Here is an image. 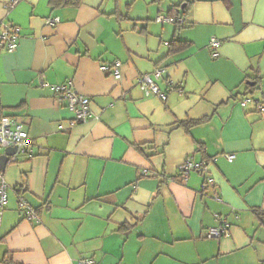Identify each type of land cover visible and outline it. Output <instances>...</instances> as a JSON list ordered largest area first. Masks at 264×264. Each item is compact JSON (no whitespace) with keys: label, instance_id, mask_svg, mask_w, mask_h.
Instances as JSON below:
<instances>
[{"label":"crops","instance_id":"obj_1","mask_svg":"<svg viewBox=\"0 0 264 264\" xmlns=\"http://www.w3.org/2000/svg\"><path fill=\"white\" fill-rule=\"evenodd\" d=\"M8 1L0 30L19 37L0 49V117L32 156L3 170L0 264H264V0ZM115 60L119 79L100 70ZM158 68L164 101L137 83ZM69 81L94 116L73 127L45 86ZM188 158L206 170L183 176ZM217 216L228 234L208 239Z\"/></svg>","mask_w":264,"mask_h":264},{"label":"built area","instance_id":"obj_2","mask_svg":"<svg viewBox=\"0 0 264 264\" xmlns=\"http://www.w3.org/2000/svg\"><path fill=\"white\" fill-rule=\"evenodd\" d=\"M20 0H9L5 5V8L10 9L14 7ZM58 18L46 20V24L49 26H54L58 23ZM159 23H173L181 24V19L175 16H162L159 15L156 18ZM19 37V28L8 27L0 30V49L6 52H13L16 48V42ZM210 56L212 59L218 57L217 49L220 42L212 37L209 42ZM121 63L118 60L113 61L110 64H102L100 70L104 72H109L115 79L120 78V68ZM165 70L163 68H158L154 70L151 74H144L137 78V83L139 86L147 93L156 96L160 100L164 101L166 99V94L161 92L157 81L162 78ZM46 87L56 95L57 103H63L64 106L72 113L73 117L69 121V126L86 123L91 118L93 114L90 110V101L87 97L79 94L71 81L59 84L51 85L46 84ZM249 100L245 99L240 101L241 106H244ZM256 108L264 113V103H256ZM8 148H15V153L8 156L7 164L17 163L19 156H32V142L25 131L23 126L16 121L12 116L0 117V157L5 155V151ZM228 161H232L234 155L225 156ZM207 168L206 162H196L191 158L185 160V162L179 167V172L183 176H186L191 171L203 172ZM209 184H212V180H208ZM8 203V186L3 177V171L0 167V226L2 222V216L4 209ZM17 206L18 209L23 213L26 220H34L39 222L35 209L29 205L26 200L20 195L19 190L17 191ZM217 224L215 226L207 228L205 232V237L208 239H219L222 236L228 234V223L225 219L221 217H216ZM80 264H94L90 259H83Z\"/></svg>","mask_w":264,"mask_h":264},{"label":"water","instance_id":"obj_3","mask_svg":"<svg viewBox=\"0 0 264 264\" xmlns=\"http://www.w3.org/2000/svg\"><path fill=\"white\" fill-rule=\"evenodd\" d=\"M249 85H253V84L250 83ZM14 153H15V148H8L5 151V155L0 157V167H1L2 171L6 167V162L8 160V156L13 155Z\"/></svg>","mask_w":264,"mask_h":264},{"label":"rangeland","instance_id":"obj_4","mask_svg":"<svg viewBox=\"0 0 264 264\" xmlns=\"http://www.w3.org/2000/svg\"><path fill=\"white\" fill-rule=\"evenodd\" d=\"M157 16H159V15H157ZM157 16H156V17H157ZM13 167H15V165H13V164H11V165H7V170L9 171V170H11ZM3 177H4L5 182H6V180H7V178H8V173H7V172H6V173H3ZM8 196H9V199L12 198V193H11L10 190L8 191Z\"/></svg>","mask_w":264,"mask_h":264},{"label":"trees","instance_id":"obj_5","mask_svg":"<svg viewBox=\"0 0 264 264\" xmlns=\"http://www.w3.org/2000/svg\"><path fill=\"white\" fill-rule=\"evenodd\" d=\"M65 4H74V2H76V0H63ZM170 50H173V48H171Z\"/></svg>","mask_w":264,"mask_h":264}]
</instances>
